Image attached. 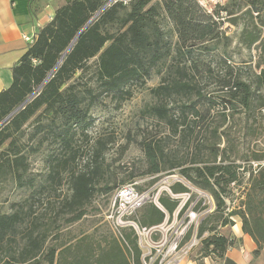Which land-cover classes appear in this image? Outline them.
I'll list each match as a JSON object with an SVG mask.
<instances>
[{"label": "trees", "instance_id": "trees-1", "mask_svg": "<svg viewBox=\"0 0 264 264\" xmlns=\"http://www.w3.org/2000/svg\"><path fill=\"white\" fill-rule=\"evenodd\" d=\"M108 1L66 0L13 67L12 84L0 92L1 122L42 85L0 126V186L12 180L29 190L13 202L10 211L0 210V264H132L133 259L141 264L132 229H124V234L133 257L111 228L101 233L94 228L68 238L64 232L87 214L99 190L112 195L138 175H148L152 185L162 174L175 171L214 198V211L199 225V235L210 232L203 239L205 256L214 254L224 264L230 263L225 254L235 244L234 238L218 232V226L232 224L234 215H240L244 231L258 244L255 253L260 252L264 248V165L254 173L250 163L264 160V148L252 150L251 155L243 152L242 128H232L243 124L252 136L264 135V0H226L215 4L214 12L198 0H112L56 67ZM222 13L242 26L238 42L255 50V55L239 62L232 55H212L206 62L208 55L203 54L217 50L222 37L230 40L221 29ZM93 58L98 64L96 79L80 85L73 79ZM154 73L160 80L148 87L152 100L140 109L141 118L151 121L139 127L143 165L126 169L127 175L110 183L106 156L115 139L88 135L91 109L105 95L120 104L131 95L133 84L145 85ZM250 117L252 124L247 123ZM78 133L88 143L83 167L77 166L85 152L76 141ZM49 140L59 147L38 180L29 154ZM240 159L250 165L247 178ZM64 179L70 193H63ZM232 183L243 184L246 197L238 209L229 211ZM172 190L187 188L176 182ZM39 194H45L44 201ZM159 200L170 215L179 202L166 192ZM165 216L153 201L138 212L147 226L161 223Z\"/></svg>", "mask_w": 264, "mask_h": 264}, {"label": "rangeland", "instance_id": "rangeland-1", "mask_svg": "<svg viewBox=\"0 0 264 264\" xmlns=\"http://www.w3.org/2000/svg\"><path fill=\"white\" fill-rule=\"evenodd\" d=\"M198 1L204 3V5H202L201 3L200 4L205 9L208 8L209 11L214 12L216 6L212 0ZM222 1V3H224L226 0ZM65 2L66 0H45L43 2V5L49 4V7L51 9L56 10ZM221 15L222 18L220 19V21H224L221 29L225 31V35H229L230 40H226L225 37H222V42L220 43V46L217 50L203 54L208 55L204 56L206 62L211 61L215 57L212 55H232L233 59L238 62L243 57L245 59H248L249 55H255V50L249 51L238 42L242 26L234 25L230 21H228L226 13H222ZM215 16L217 17L218 14H215ZM172 39L176 40V37L173 36ZM97 68V58H93L89 61L86 68L83 70L84 72L82 70H79L73 80L78 82L80 85L93 83L96 79ZM159 80L160 75L158 73H154L146 81L145 85L133 84L131 87V95L120 104L111 96L105 95L102 100H100L91 109L90 113L93 119V124L88 129V135L93 137V139L94 137H97L101 134L111 135L115 139L114 144H111L106 156L107 163L109 164L112 172L110 183H113L115 179L119 182L125 175H127V172H125L126 169H128L127 171H131L132 166L140 164L143 165L144 153L139 148L137 143V141L140 139L139 127H142L147 123H151V121L141 118L140 109L146 103L152 100V95L150 94L148 87L156 85ZM44 119V121H46V118ZM236 120H238V117H236ZM253 120L254 118L250 117L247 123L252 124L254 123ZM31 127L32 120L27 123L26 129L30 131ZM240 127L242 128L241 142L243 152L251 155L252 150H261L264 148V135L252 136L247 131L248 126L246 128L243 126V124H233L232 129L237 131ZM156 128L162 130L164 129L163 125H156ZM76 141L77 143H82L84 145V155H82V157L78 160L77 165L78 167H83L85 162L87 161L86 148L88 147V143L84 141L83 135H81L80 133L76 135ZM58 147L59 146L57 143L53 144L51 143V140H49L46 141L36 152H31L29 154L31 171L34 173L36 179H43V174L47 170V163L50 155L55 152ZM238 161L242 163V165H244V167L246 168V171H248L250 165L246 164V159H240ZM136 172L140 173L141 170H138L137 168ZM168 175H170V173L162 174L161 176H159L160 178L158 179V181L152 185H150V177L148 175H138L133 178L132 181H137V187L139 186L148 190L156 186L159 188L164 185V180L167 179ZM245 177L247 178V174H245ZM97 185L99 186L101 184ZM61 188L63 190V193L71 192V190L69 189V183L66 179L63 180ZM100 188L101 187H99V189ZM156 190L154 192H156ZM28 193L29 190L16 186L12 180L4 182L0 186V210L10 211L13 202L25 197L26 195H28ZM37 197H41L44 201L45 194H39L37 195ZM245 197L246 195L244 193L243 184L233 185L230 203L227 204L229 206V209H238L241 201L245 199ZM113 198V194L111 195V193L105 194L102 193L101 190L96 192L92 203L88 206L87 214L80 221L70 225L65 230L63 237L68 238V236H75L85 231H92L94 228L97 229V233L109 230L111 227L108 224L105 215L111 209ZM238 216L240 217V215H234L233 218H239ZM213 219L214 218H211L210 224L214 223ZM218 232L223 233L220 225L218 226ZM209 235L210 232L208 230H206L202 235H199V242L192 250V253L190 254L191 256H205L203 239L208 237ZM208 256L216 261L221 260V258L215 256L214 254Z\"/></svg>", "mask_w": 264, "mask_h": 264}, {"label": "built area", "instance_id": "built-area-1", "mask_svg": "<svg viewBox=\"0 0 264 264\" xmlns=\"http://www.w3.org/2000/svg\"><path fill=\"white\" fill-rule=\"evenodd\" d=\"M212 1L214 4L223 2L222 0ZM200 3L204 5L201 1ZM24 38L31 43L35 40V36L24 35ZM250 164L254 173H257L259 167L264 165V160H253ZM245 174L249 177L250 172L245 171ZM176 182L183 184L187 190L174 192L172 185ZM136 184L137 181H130L115 190L111 209L105 215L108 224L116 236L132 251V257L134 253L124 234V229L134 231L137 244L141 249V264H180L190 256L199 242L200 223L216 207L213 196L177 171L170 173L164 180V185L159 188L156 186L148 190H140ZM163 192L179 201L172 215L159 200ZM149 201H153L166 213L164 220L159 224L147 226L140 222L138 212ZM227 203H230L229 199ZM227 210L230 211L229 207ZM132 264H136L134 259Z\"/></svg>", "mask_w": 264, "mask_h": 264}, {"label": "crops", "instance_id": "crops-1", "mask_svg": "<svg viewBox=\"0 0 264 264\" xmlns=\"http://www.w3.org/2000/svg\"><path fill=\"white\" fill-rule=\"evenodd\" d=\"M45 0H0V92L13 82V67L19 63L31 42L24 35L35 36L39 29L51 20L55 10ZM239 217V216H238ZM232 224L221 226L223 233L234 238L225 257L229 264H264V248L255 253L258 244L243 229V221L233 218ZM224 264L209 256H189L180 264Z\"/></svg>", "mask_w": 264, "mask_h": 264}, {"label": "water", "instance_id": "water-1", "mask_svg": "<svg viewBox=\"0 0 264 264\" xmlns=\"http://www.w3.org/2000/svg\"><path fill=\"white\" fill-rule=\"evenodd\" d=\"M112 0H109L100 11H98L89 21L88 23L82 28V30L78 33V35L76 36V38L71 42V44L69 45V47L66 49V51L64 52V54L62 55V57L60 58V60L58 61L56 67L59 65V63L61 62V60L63 59V57L69 52V50L72 48V46L74 45L75 41L77 40V38L82 34V32L92 23V21L95 19V17L107 6L109 5V3ZM55 67V68H56ZM55 68L51 71V73L47 76V78L45 79V82L47 81V79L51 76V74L53 73V71L55 70ZM42 87V85H40L33 93L32 95H30V97H28V99L26 101H24L21 105H19L14 111H12L3 121L0 122V126L7 121L12 115H14V113H16L18 110H20L27 101H29Z\"/></svg>", "mask_w": 264, "mask_h": 264}]
</instances>
